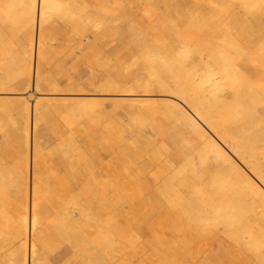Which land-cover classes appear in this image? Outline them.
<instances>
[{"label": "bare ground", "instance_id": "6f19581e", "mask_svg": "<svg viewBox=\"0 0 264 264\" xmlns=\"http://www.w3.org/2000/svg\"><path fill=\"white\" fill-rule=\"evenodd\" d=\"M68 1L71 13L64 8V15L71 28L63 36L72 31L86 38L92 34L103 45L117 41L112 54L117 63L126 68L140 63L157 75L151 78L157 84L154 88L142 80L138 68L128 80L101 85L100 93L133 103L165 102L190 146L168 154L166 166H156L158 156H148L146 150L130 158L136 157L140 166L110 172L90 158L98 145L91 142L81 149L76 144L80 119L97 123L86 111L60 113L65 122L51 126L50 133L47 123L41 133L35 130L37 120L48 115L49 104L58 97L79 96L78 103H92L99 86L76 93L71 92L73 86L67 91L55 86L43 90L54 71L44 72L45 41L58 39L50 19L58 14L61 0H0V101L11 98L16 103L4 110L9 119L14 114L13 119L23 123L26 136L23 145H17L18 138L11 137L9 126L0 121V264L48 260L43 251L57 249L49 239L60 233L68 235L62 242L66 244L46 264H133L137 253L119 256L110 244L113 236L99 231L146 200L151 204L143 207L147 219L136 220L133 236L149 241L143 225L152 229L153 216L182 230L185 240L158 238L153 246L156 259L142 251L138 264H187L185 256L192 248L187 240L194 237L204 238L200 246H207L197 264H264V0H154L152 4L161 2L166 9L187 3L178 14L186 18L185 24H175L172 32L156 12L146 19L157 25L155 31L138 28L143 19L137 20L130 0ZM103 19L107 23L100 26ZM13 34L21 40H12ZM88 49L99 52L91 40L83 48ZM105 68L109 78L119 70L114 64ZM16 86L22 90L33 86L36 93H43L30 107L16 99L26 94L18 93ZM53 140L70 147L52 146ZM56 153L61 157L57 165L49 160ZM184 162L192 170L182 176L183 168L176 170L174 164ZM204 175L220 195L219 206L206 208L189 197L190 188ZM52 176L56 177L50 184ZM236 200L244 208L229 210ZM183 201H188L187 207L179 209ZM229 218L237 228L231 243L218 236L226 231Z\"/></svg>", "mask_w": 264, "mask_h": 264}, {"label": "rangeland", "instance_id": "374dc122", "mask_svg": "<svg viewBox=\"0 0 264 264\" xmlns=\"http://www.w3.org/2000/svg\"><path fill=\"white\" fill-rule=\"evenodd\" d=\"M155 2L154 0H130L131 6L137 11V20L143 21L140 23L141 30L144 31H155L157 25L150 24L147 18L152 16L155 12L159 13L163 19V22L166 23L163 27L170 28L172 32V28L175 24L179 25L181 22L185 24L186 19L183 16H178L181 8L187 5V3H182L180 6H174L172 8L166 9L161 2L160 4H152ZM175 4V1H173ZM68 5H71V2L68 0H61V4L58 5L57 12L54 19H50V22L53 24L51 27L52 30L57 31L55 36L58 37L56 40H46L45 41V51L47 56V61L43 62L44 72H50V70L54 69L52 76L49 74L44 84L43 90H48L49 88L55 86L56 88L67 91L70 87L72 93H76L77 91L89 92L95 89V84L99 86L97 88V92L100 93V86L104 85L110 81L121 82L124 80H128V77L131 76V72H137L138 68H142L139 71L141 78L143 77V81L146 83L152 84V87L155 88L156 82L152 81L151 78L157 77V75H152L150 70L140 63L136 64V66L126 68L123 64L117 63L114 60L113 47L118 43L117 41L111 42L110 44L103 45L98 39L93 38L92 34L89 35L88 38L83 37L80 34H75V32H68L69 34L63 36L67 29L71 28L69 21L65 20L64 8L67 9L68 13H71L68 10ZM218 5V4H217ZM158 6V8H157ZM170 6V5H169ZM253 8H255L253 6ZM157 9L159 11L157 12ZM185 9V8H183ZM187 9V8H186ZM191 8H189V11ZM193 11V9H192ZM73 17L75 12H73ZM54 16V14H53ZM185 17H188L185 16ZM104 20V19H103ZM54 21V22H53ZM105 23H100V26H104L107 21L104 20ZM70 30V29H69ZM54 36V37H55ZM12 40L19 41L21 37L19 34H13ZM72 38L77 41V45H73L70 42ZM88 40L93 41L95 46L99 49V52L91 53L88 50H83L86 47ZM176 42L175 44L178 46ZM73 46L70 48L69 46ZM179 43V47H180ZM114 64L119 67L114 78H109L107 76V70L105 65ZM146 71L144 70V68ZM207 72V71H206ZM45 73V74H47ZM162 78L165 77V71L162 73ZM203 77L206 74H202ZM23 87L16 86L18 93H26L24 95L18 96L16 99H23L26 103L31 107L34 104V100L37 97H40L41 93H36L34 91V87L31 86L28 90H22ZM148 88H151L149 85ZM4 97V96H3ZM20 97V98H19ZM79 96H67V97H58L57 100L53 101V103L49 104L51 106V110L48 115L40 117L37 120L35 130H38L39 133L42 132V129L45 127V123H47V129L50 133V127L54 128L60 127L65 122V117L63 114H60L64 111H70L71 115L76 112L86 111L85 115L96 118L97 123L92 124L91 122L85 120V117L80 119V127L76 128V131L79 133L80 138L77 140V146L81 149H87L91 142H93L97 149L92 152L91 159H95L97 165H104L102 171H109L117 169V168H129L131 169L136 163L138 166L141 165L138 160L135 162V158L133 157L130 160L132 155H141L148 151V156L154 157L158 156V161H154L155 165L166 166L167 159L166 156L174 151H178L190 146L189 141L190 138L187 134H184L181 130V127L177 120L175 119V115H173L169 109V107L165 104V102H155V103H133L130 102L129 99H121V98H112L107 96V93H100L99 96L95 97V101L92 103H78ZM74 99L72 101L66 102L64 99ZM1 99V98H0ZM4 99L0 101V121L1 124H5L9 126L11 129L10 136L18 138L17 145H23L24 140L26 139L25 134H23V123L21 121L14 120L13 116L10 119L7 116L4 108L6 107H14L16 103L12 100ZM116 99H120V102H116ZM60 109V112L57 111ZM170 112V113H169ZM17 118V117H16ZM15 118V119H16ZM44 118V119H43ZM47 131L45 130V133ZM32 133H33V124L30 123L29 127V150L31 156V148H32ZM166 134H171L173 137L165 136ZM41 141H44L42 139ZM61 140L52 141V146H60L62 148H69L70 144L62 145ZM50 149V145L47 150H43L46 153ZM59 155L56 153L52 155L49 160L53 161L55 165H57L59 160ZM61 158V157H60ZM170 165V164H169ZM181 165L182 176L184 173L189 174L192 170V167L184 162L182 164H174L176 170ZM12 169V166L10 167ZM174 170V169H173ZM175 173V171H174ZM53 181L50 184H53L56 176H52ZM211 179L209 176L204 175L202 178L198 179L189 191L190 199H193V204H203L206 208H209L217 203L219 206L220 195H217L215 189L211 186ZM203 202V203H202ZM188 201L180 202L177 207L180 209H185L187 207ZM151 205L148 200L143 202L139 208H135L133 210L127 211L124 213V219L111 222L108 229H104L106 224L99 231L100 234H107L113 236L112 242L110 244L113 246V250L117 253L120 251L119 256H130L131 253H137V257L132 260L131 263L138 264L141 261V252H146L145 255H152L153 259H156V253L154 251V244L156 243L158 238H166L167 240H176L183 242L185 239L183 237V231L175 229L173 224L169 222L167 219L161 217H153L151 220L152 229L147 227V223H144L143 226L146 227L148 233L147 238L149 241H143V239H138L133 236V228L135 227L136 220L139 218H145V208L147 205ZM232 206L228 207L229 210H233L234 207L238 209L244 208L243 203L240 200L234 201ZM124 206V205H123ZM237 209V210H238ZM127 210V209H125ZM111 214H114L111 211ZM218 214V213H217ZM216 214V215H217ZM215 216V215H214ZM129 218V223L125 222L126 218ZM183 218V216H181ZM212 218V217H211ZM254 219L251 220V225L254 223ZM232 220L229 218L224 223L226 231L220 232L219 237L221 240H225L231 243V236L235 233L237 229L234 226H231ZM223 231V230H222ZM8 233H12L9 231ZM65 233H60L59 237H53L49 240H53L54 246L57 249H44L45 255L48 257V260L44 259L40 262V264L50 263L53 256L57 255L61 250V247L65 246L62 242L65 241L64 237H67ZM217 236V237H218ZM11 234H9V237ZM192 240H187L188 243H191L192 248L190 251L186 253L185 259L187 264L200 263L204 259V250L207 249V246H200L204 241V238L198 240L199 238H191ZM224 241V242H225ZM131 242V243H130ZM234 245V244H233ZM224 247V244H222ZM125 257V258H128ZM68 259V258H67ZM70 263V262H69ZM227 262H225L226 264ZM117 264V263H116ZM128 264V263H123Z\"/></svg>", "mask_w": 264, "mask_h": 264}]
</instances>
